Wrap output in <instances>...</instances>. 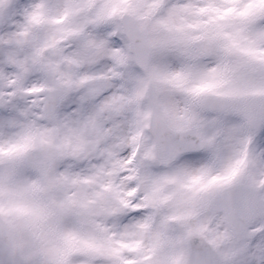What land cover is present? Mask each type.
<instances>
[{
  "label": "snow or ice",
  "instance_id": "6c2138e0",
  "mask_svg": "<svg viewBox=\"0 0 264 264\" xmlns=\"http://www.w3.org/2000/svg\"><path fill=\"white\" fill-rule=\"evenodd\" d=\"M0 264H264V0H0Z\"/></svg>",
  "mask_w": 264,
  "mask_h": 264
}]
</instances>
